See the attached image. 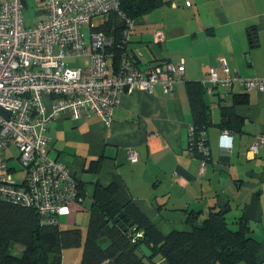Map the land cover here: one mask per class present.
<instances>
[{"label":"crops","instance_id":"1","mask_svg":"<svg viewBox=\"0 0 264 264\" xmlns=\"http://www.w3.org/2000/svg\"><path fill=\"white\" fill-rule=\"evenodd\" d=\"M34 3L38 22L44 17L38 9L42 0ZM157 32L164 33L163 41L156 40ZM127 47L141 53L143 71L158 66L161 79L168 76L162 64H184L182 79L169 94L160 84L152 92L137 88L123 94L108 125L94 113L54 119L46 132L50 156L83 181L85 207L91 206L97 182L115 184L117 201L133 200L163 232L162 226L185 225V210L199 209L203 217L212 208L226 207L229 216L244 215L261 243L258 260L264 264V148L255 155L249 149L264 132V92L250 90L248 103L236 107L244 118L243 132L208 129L211 159L201 170L199 156L189 151L193 115L186 87L195 80L209 88L206 100L218 122L219 97L210 93L215 85L210 72L215 68L224 76L221 58L232 73L264 77V0H193L190 7L184 0L169 2L135 20ZM219 91L230 104L229 92L243 88L235 84ZM225 133L232 139L227 149L220 147ZM131 148L136 161L129 158ZM97 161L100 171L93 172Z\"/></svg>","mask_w":264,"mask_h":264},{"label":"built area","instance_id":"2","mask_svg":"<svg viewBox=\"0 0 264 264\" xmlns=\"http://www.w3.org/2000/svg\"><path fill=\"white\" fill-rule=\"evenodd\" d=\"M185 2L192 5V0ZM25 8L26 0H0V200L35 206L40 213L67 215L70 204L82 196L70 169L49 156V124L61 115L79 119L94 113L108 125L123 92L137 88L152 92L159 82L169 90L175 74H182L185 67L169 64L175 74L161 79L159 68L147 74L136 71L127 53L114 65L104 52L111 41L102 33H91L87 43L85 27L97 15L117 9V0H42L38 9L44 17L33 25L24 18ZM130 32H125L126 39ZM155 37L158 42L165 38L163 32ZM82 56H89L88 66L66 65L67 58ZM221 62L224 76L213 68V83L230 87L237 81L264 92V77L244 78L232 73L223 58ZM261 146L264 132L250 152L257 154ZM10 147L18 150L16 159L26 173L23 183L14 181L9 171L8 161L15 159L14 153L7 154ZM202 151L209 155L207 147ZM129 157L136 161L138 154L131 150ZM200 165L204 170L205 162ZM57 216L48 222L56 223Z\"/></svg>","mask_w":264,"mask_h":264},{"label":"trees","instance_id":"3","mask_svg":"<svg viewBox=\"0 0 264 264\" xmlns=\"http://www.w3.org/2000/svg\"><path fill=\"white\" fill-rule=\"evenodd\" d=\"M117 2V9L97 15L104 16L101 23L93 26L92 19L85 29L89 28L90 34L102 33L111 41L110 45L105 46L104 52L110 55L114 65L122 53H127L136 71L147 74L150 70L157 69L158 66H155L143 71L138 64L141 53L131 51L127 44L136 19L172 1L117 0ZM184 3L187 6L185 0ZM130 22H132L131 28H129ZM128 29L131 32L129 38L126 39L125 32ZM169 64L172 63L166 62L161 66L167 68L168 75L175 74L168 69ZM182 77L183 73L178 74L177 77L175 74L176 80L169 90H165L161 82L156 84H160L164 93L169 94L173 91L175 83L180 81ZM214 84L211 86L214 87V90L210 93L219 97L220 120L218 122L213 121L211 106L206 100L209 88L207 89V86L201 81L186 82L188 100L193 115L192 131L190 130L189 134V151L199 156L200 164L204 161L205 165L211 159L208 129L211 126H216L225 132L226 130L235 133L243 132L244 118L237 114L235 109L238 105L248 103L250 91L235 81L234 85H240L243 91L229 92L232 93V100L230 104H225L223 102L225 96L219 90L222 89L226 92L231 90L233 86L224 87L220 83ZM125 93L128 92H123L120 99ZM200 143L201 146H199ZM204 147L208 148V156L201 153ZM262 147L264 148L261 146L259 150ZM11 160L13 159L8 161V167L13 174L18 169L10 164ZM90 170L93 172L100 171L99 161L93 163ZM71 173L77 182L78 194L82 196L81 201H73L72 203L83 205L89 214L84 243H82V230L78 225L68 228H62L59 225L60 217L70 214L71 204L69 214L57 216L40 213V210L35 206L0 200V264H63L64 250L79 247L82 244L81 264L262 263L258 260L262 246L253 236V228L250 222L244 215L229 216L230 208H212L203 217L199 209L185 210L183 223L188 228L182 230L174 228L166 233L133 200L119 203L115 197L117 193L115 184L103 186L97 182L91 196V206L85 207L83 181H80L72 171ZM24 181H26V173L19 183ZM159 205L155 204V207L160 212L161 206L159 207ZM78 209L81 210V207L79 206ZM163 213H165L164 210L161 211V215L164 217ZM56 216V223L48 222L49 218Z\"/></svg>","mask_w":264,"mask_h":264},{"label":"rangeland","instance_id":"4","mask_svg":"<svg viewBox=\"0 0 264 264\" xmlns=\"http://www.w3.org/2000/svg\"><path fill=\"white\" fill-rule=\"evenodd\" d=\"M36 4L34 0L29 1V5L27 9H24V18L26 19L28 25H33L36 22V13H35ZM104 19V16H97L94 17L92 20V25L96 26L101 23V20ZM86 39L88 40L90 35V29H85ZM89 43V41H87ZM90 64L89 56H82V57H71L66 59V65L68 67H85ZM11 153L15 154V159L10 161L11 165L16 166L18 169L17 171L13 172V179L14 181L21 182L22 179L25 177V171L21 169L19 161L16 159L18 155V150L15 147H10L7 154L10 155ZM76 203H72V214L69 216L60 217L59 225L62 228L73 227L78 225L82 230L83 242L86 238L87 227L89 222V214L88 211L84 208L83 205H75ZM81 207V210H76L77 206ZM175 229H187L186 225H177L174 227ZM172 228V229H174ZM162 229L167 233L171 231L168 229V226H162ZM19 249H22L19 247ZM64 257H63V264H81V259L83 257V244L79 247H72L67 248L64 250Z\"/></svg>","mask_w":264,"mask_h":264},{"label":"clouds","instance_id":"5","mask_svg":"<svg viewBox=\"0 0 264 264\" xmlns=\"http://www.w3.org/2000/svg\"><path fill=\"white\" fill-rule=\"evenodd\" d=\"M220 147L225 149L232 147V139L226 135L221 136Z\"/></svg>","mask_w":264,"mask_h":264}]
</instances>
